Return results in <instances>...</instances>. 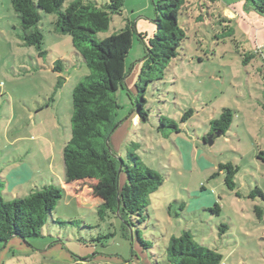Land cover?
Returning a JSON list of instances; mask_svg holds the SVG:
<instances>
[{"label": "rangeland", "instance_id": "obj_1", "mask_svg": "<svg viewBox=\"0 0 264 264\" xmlns=\"http://www.w3.org/2000/svg\"><path fill=\"white\" fill-rule=\"evenodd\" d=\"M91 1L100 7L108 2ZM157 1L125 0L122 14L111 15L108 29L96 38L104 40L137 23L151 25L152 37ZM185 6L178 22L186 39L163 80L145 94L148 122L133 124L131 115L128 85L135 84V69L145 55L136 33L126 59L125 86L116 92L120 109L110 148L125 158L130 143L138 144L141 162L164 180L149 196L146 221L138 228L151 247L143 250L134 230H123L118 219L98 216L94 207L102 199L88 185L63 184L72 92L89 74L71 37L56 31L55 14L41 12L40 56L24 45L11 0H0L2 192L13 200L45 184L66 189L53 212L56 224L45 226L43 237L28 244H0V264H167L164 248L183 232L221 254L220 264H264V201L249 198L255 188L264 194V164L256 158L264 151V15L250 0H186ZM57 60H62L60 73L52 71ZM224 109L232 112L230 129L205 143L209 122ZM188 110L192 116L181 122ZM159 116L176 122L181 133L158 132ZM162 132L169 134L163 137ZM227 163L238 167L234 191L219 170ZM215 204L218 213L211 211Z\"/></svg>", "mask_w": 264, "mask_h": 264}, {"label": "trees", "instance_id": "obj_2", "mask_svg": "<svg viewBox=\"0 0 264 264\" xmlns=\"http://www.w3.org/2000/svg\"><path fill=\"white\" fill-rule=\"evenodd\" d=\"M254 10L264 15V0H250ZM65 2L68 5L63 9ZM125 0H108L98 6L91 0H11L22 30L25 46L34 47L43 55V35L38 29L40 13L55 14L57 32L71 37L74 53L85 62L89 74L72 92L71 139L63 147L64 184L67 187L88 185L102 203L94 208L100 218L106 216L120 220L123 230L135 231L137 242L143 250H150L139 233L147 217L149 196L163 184L162 175L146 167L137 153L138 144L131 142L126 156L115 153L109 145L111 135L117 129L113 122L120 109L116 92L125 86L129 71L127 56L132 47L134 33L145 46V55L134 84L131 115L139 123H147L149 110L145 94L151 85L163 80L170 62L178 56L186 34L179 26L178 17L186 7V0H159L154 4L156 30L152 37L137 33L132 24L104 40L96 35L108 29L111 15H121ZM63 70L62 60L55 61L52 71ZM188 110L184 122L192 115ZM232 112L224 109L217 119L209 122V131L203 138L220 133L224 135L231 126ZM168 129L180 134L176 122L158 117V132ZM169 133L162 132L166 137ZM256 158L264 164V151ZM225 171V185L234 191V178L238 167L232 163L220 164ZM122 179V180H121ZM4 181L0 177V244L29 243L30 239L43 237V228L56 224L53 212L62 199L65 188L55 184L34 187L27 196L7 200L2 192ZM239 196L238 193H236ZM264 194L255 188L249 198ZM218 213L215 204L211 209ZM260 219L261 211L254 210ZM58 223V222H57ZM167 264H220L221 254L215 249L196 243L188 232L171 237L164 248ZM154 258V255H152ZM156 264H159L156 260Z\"/></svg>", "mask_w": 264, "mask_h": 264}, {"label": "crops", "instance_id": "obj_3", "mask_svg": "<svg viewBox=\"0 0 264 264\" xmlns=\"http://www.w3.org/2000/svg\"><path fill=\"white\" fill-rule=\"evenodd\" d=\"M228 13V12H227ZM135 30H136V32L137 33H142V34H146L147 36H149L150 35V33L153 31V27L151 26V25H144V24H139L138 25V23H137V25H136V27H135ZM140 66H141V64H139V65H137V68L135 69V72H134V74H135V79H136V77H137V74H138V72H139V70H140ZM134 74H133V76H134ZM132 82H133V80H132ZM130 86L132 87V89L130 88ZM128 88L131 90V92L132 93H134V84H130V85H128ZM134 123L133 124H137V123H139V121H138V118L137 117H135L134 116ZM128 129H129V125H127V127L125 128V131L126 132H128ZM114 151V150H113ZM115 152V151H114ZM116 153V152H115ZM64 184V183H63ZM65 185V184H64Z\"/></svg>", "mask_w": 264, "mask_h": 264}, {"label": "water", "instance_id": "obj_4", "mask_svg": "<svg viewBox=\"0 0 264 264\" xmlns=\"http://www.w3.org/2000/svg\"><path fill=\"white\" fill-rule=\"evenodd\" d=\"M219 136H221V134H220V133H216V134H214V135L209 136V137L206 138V139L208 140V142H209L210 144H212V139H213L214 137H219Z\"/></svg>", "mask_w": 264, "mask_h": 264}]
</instances>
